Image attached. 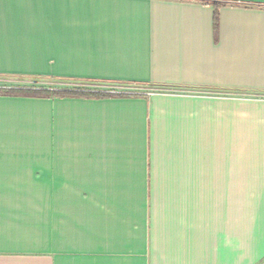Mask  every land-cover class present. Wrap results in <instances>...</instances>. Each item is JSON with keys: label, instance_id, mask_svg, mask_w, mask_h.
<instances>
[{"label": "crops", "instance_id": "1", "mask_svg": "<svg viewBox=\"0 0 264 264\" xmlns=\"http://www.w3.org/2000/svg\"><path fill=\"white\" fill-rule=\"evenodd\" d=\"M0 79L177 91L0 93V264H264V0H0Z\"/></svg>", "mask_w": 264, "mask_h": 264}, {"label": "built area", "instance_id": "2", "mask_svg": "<svg viewBox=\"0 0 264 264\" xmlns=\"http://www.w3.org/2000/svg\"><path fill=\"white\" fill-rule=\"evenodd\" d=\"M42 90L52 92H70V93H88V94H106L111 96H137L142 95L136 91L139 87L117 86V85H86L77 82H22L20 80L0 79V90ZM168 93H176L175 90Z\"/></svg>", "mask_w": 264, "mask_h": 264}, {"label": "rangeland", "instance_id": "3", "mask_svg": "<svg viewBox=\"0 0 264 264\" xmlns=\"http://www.w3.org/2000/svg\"><path fill=\"white\" fill-rule=\"evenodd\" d=\"M165 90V91H164ZM6 91H10V90H6ZM34 91V90H31ZM41 92L42 90H36ZM136 91H140L142 94V96L145 95H149V94H153V93H168V92H172L173 90H167L166 88H139L136 89ZM167 91V92H166ZM177 93V91H175ZM173 94V93H172ZM242 95H247V94H240L239 96L242 97L241 99H247L246 97L242 96ZM111 96V95H108ZM255 98H253L255 101H240V103H246V104H256L255 105V109L257 110H264V95H258V96H254ZM250 99V98H248ZM261 101V102H259ZM242 117H240V125H245V118L241 120ZM243 123V124H242Z\"/></svg>", "mask_w": 264, "mask_h": 264}, {"label": "trees", "instance_id": "4", "mask_svg": "<svg viewBox=\"0 0 264 264\" xmlns=\"http://www.w3.org/2000/svg\"><path fill=\"white\" fill-rule=\"evenodd\" d=\"M214 20L215 23L217 22V9L215 10L214 14ZM26 92V93H25ZM23 93L28 94V95H34V91H25ZM0 93L4 94H12V93H18L20 94V91H0ZM41 95H45L47 97H65V96H85V97H98V98H103V97H110L106 94H88V93H70V92H52V91H41Z\"/></svg>", "mask_w": 264, "mask_h": 264}]
</instances>
